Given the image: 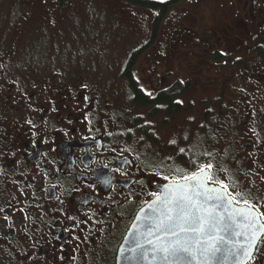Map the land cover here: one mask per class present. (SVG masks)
<instances>
[{
    "label": "flooded vegetation",
    "instance_id": "obj_1",
    "mask_svg": "<svg viewBox=\"0 0 264 264\" xmlns=\"http://www.w3.org/2000/svg\"><path fill=\"white\" fill-rule=\"evenodd\" d=\"M76 1L0 0V264H176L154 250L173 237L155 230L153 193L201 169L206 184L256 216L261 231L242 264H264V0H232L236 45L208 29L204 47L219 36L223 50L207 51V59L219 52L225 65L209 98L198 95L200 76L173 77L162 59L148 69L147 56L140 85L134 69L147 46L140 42L128 76L144 103L131 91L129 108L140 111L132 116L48 66L31 68L30 55L70 50H52L61 40L50 43L51 32L77 35V45L78 31L94 34L93 21L105 15L91 7L93 17L80 22ZM101 1L108 13L114 2L137 7ZM40 43L44 51L33 53ZM159 47L164 54L165 42Z\"/></svg>",
    "mask_w": 264,
    "mask_h": 264
},
{
    "label": "rangeland",
    "instance_id": "obj_2",
    "mask_svg": "<svg viewBox=\"0 0 264 264\" xmlns=\"http://www.w3.org/2000/svg\"><path fill=\"white\" fill-rule=\"evenodd\" d=\"M76 2L73 8L74 18L81 22L83 17H88V15L93 17L94 13H90V10L91 7H95L105 15L102 18L104 23L102 20L100 23L93 21L95 28L92 35L76 30L80 33L78 45V37H75L77 35L64 36L62 29L51 32L50 43L61 40L58 47H51L52 50L58 51L61 46L65 45L70 50L59 53L52 52L49 58L42 54L39 57L43 59L40 60H35L30 55L31 68L48 66L52 74H58L60 79H75L73 83H68L72 84L71 86L79 84L78 86H82V88L92 89L93 93L91 94L104 99V106H111L113 110L120 111L124 116L140 113L137 109L129 108L131 89L128 87V82L124 81L125 76L123 77L122 74L124 63L140 42H147L138 66L134 69V76L139 78L140 85L143 86L147 81L145 75L142 74V69L146 67V59H149L148 69L154 65L153 61L160 62L162 59L160 63L162 68L171 70L173 77L177 75L183 79L188 76L193 80L200 76L203 81L198 83V95L209 98L207 92L211 87H216L217 78L221 74L220 67L225 65L222 66L221 61L214 57L207 59L209 58L207 51L218 48L223 50L219 36L210 40L211 44L207 49L204 47L203 42L209 41L208 29L210 31L220 30L222 34L225 32L224 46L232 47L240 41L236 36L235 5L231 4L232 0L171 2L162 13L154 35L151 30L153 14L157 16L161 10L155 12L150 8L125 7L114 2V5L110 7L113 12L108 13L107 10L99 8V5L103 4L101 0H79ZM114 10L116 14H113ZM132 10L135 12L134 14L130 13ZM97 17L94 18L97 19ZM31 30L33 29L29 27V31ZM37 41L42 43L43 39L39 37ZM164 42L166 48L163 54L160 52L159 46H162ZM41 43L38 48L34 47L35 52L32 51L33 53L44 51V46ZM145 56H147L146 59H144ZM252 74H249L248 78ZM254 74V77L258 78L259 72ZM194 85L197 86V84Z\"/></svg>",
    "mask_w": 264,
    "mask_h": 264
},
{
    "label": "snow or ice",
    "instance_id": "obj_3",
    "mask_svg": "<svg viewBox=\"0 0 264 264\" xmlns=\"http://www.w3.org/2000/svg\"><path fill=\"white\" fill-rule=\"evenodd\" d=\"M183 151V149H181ZM208 167H211L210 165ZM203 173V169H201ZM168 179V177H164ZM187 183L173 182L165 184L160 193H153L156 197L154 203L159 205V216L155 218V230L165 232L173 239L162 242L155 247V251L163 254V259L168 261L170 258L183 259L182 254H187L193 260L200 256L208 264L220 251L219 242L223 237H213L208 234L205 225L208 224L215 228L212 223L215 220L211 211H208L204 204L197 199L204 195L197 189L205 188L201 176L193 173L191 176L183 177ZM205 191H207L205 189ZM217 199H223L220 195ZM201 213H206L202 215ZM152 220V217L148 218ZM193 233L196 235L188 236L181 234ZM208 236V243L205 245L203 237ZM245 255H248L245 250Z\"/></svg>",
    "mask_w": 264,
    "mask_h": 264
},
{
    "label": "water",
    "instance_id": "obj_4",
    "mask_svg": "<svg viewBox=\"0 0 264 264\" xmlns=\"http://www.w3.org/2000/svg\"><path fill=\"white\" fill-rule=\"evenodd\" d=\"M201 176L202 182L205 185L203 189H197L198 192H203L204 195L198 196L204 207L211 211L215 220L212 222L216 225L215 228L206 224L205 228L208 230V234L213 237H223L224 239L219 242L220 251L216 256L208 262V264H242L249 256L251 248L258 239L261 231V226L252 210L248 207L234 205L225 189L219 186L208 185L205 181V173H198ZM181 184L187 183V181L179 182ZM205 189L207 191H205ZM222 195L223 199H217ZM158 214H155L154 218L159 216V206L157 210ZM206 215V213H201ZM206 237H208L206 235ZM247 250L248 255H245ZM183 254L182 264H205L202 257L197 256V259L193 260L187 256L185 259ZM191 258V259H190ZM174 263L179 264V258H176Z\"/></svg>",
    "mask_w": 264,
    "mask_h": 264
},
{
    "label": "trees",
    "instance_id": "obj_5",
    "mask_svg": "<svg viewBox=\"0 0 264 264\" xmlns=\"http://www.w3.org/2000/svg\"><path fill=\"white\" fill-rule=\"evenodd\" d=\"M134 4H136L137 7H144V8H150L151 7H158L160 8L161 12L159 15L155 16L153 19V27H152V34L154 35L155 34V31L157 29V26H158V23L160 21V17L162 15L163 12H165V10L168 8L167 6H169V4L171 2H174L175 0H170L169 2H166V1H160V2H157L155 0H132ZM214 57L218 60H220V58L222 57V55L219 53V52H216L214 54ZM133 59H134V55L132 54L131 57H129V60L128 62L126 63L127 65V68L124 69V74L123 76H126L128 78V82H129V87L131 88V91L132 92H135L133 94V100L135 103L137 104H143L144 103V98L141 96V93H139L138 89L140 90L139 87H137V81H136V78L135 77H130L128 76V71L130 69V66L129 64L131 65L132 62H133ZM169 94L168 93H164L163 96H165L168 100H169Z\"/></svg>",
    "mask_w": 264,
    "mask_h": 264
}]
</instances>
